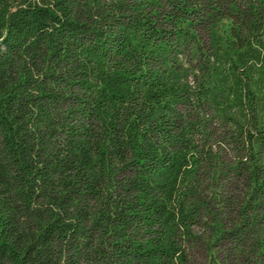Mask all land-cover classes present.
Wrapping results in <instances>:
<instances>
[{
    "label": "trees",
    "instance_id": "trees-1",
    "mask_svg": "<svg viewBox=\"0 0 264 264\" xmlns=\"http://www.w3.org/2000/svg\"><path fill=\"white\" fill-rule=\"evenodd\" d=\"M0 264H264V0H0Z\"/></svg>",
    "mask_w": 264,
    "mask_h": 264
}]
</instances>
